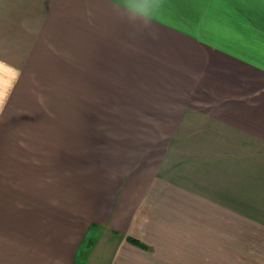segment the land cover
<instances>
[{
    "label": "crops",
    "instance_id": "obj_1",
    "mask_svg": "<svg viewBox=\"0 0 264 264\" xmlns=\"http://www.w3.org/2000/svg\"><path fill=\"white\" fill-rule=\"evenodd\" d=\"M147 4L0 0V264H264V0Z\"/></svg>",
    "mask_w": 264,
    "mask_h": 264
},
{
    "label": "clouds",
    "instance_id": "obj_2",
    "mask_svg": "<svg viewBox=\"0 0 264 264\" xmlns=\"http://www.w3.org/2000/svg\"><path fill=\"white\" fill-rule=\"evenodd\" d=\"M159 0H148L145 9L140 13L143 18L148 21L150 19V10L158 6Z\"/></svg>",
    "mask_w": 264,
    "mask_h": 264
},
{
    "label": "trees",
    "instance_id": "obj_3",
    "mask_svg": "<svg viewBox=\"0 0 264 264\" xmlns=\"http://www.w3.org/2000/svg\"><path fill=\"white\" fill-rule=\"evenodd\" d=\"M129 241H131L133 244H136L138 246H141V247H145L144 244H142L140 241H138L137 239H134V238H130Z\"/></svg>",
    "mask_w": 264,
    "mask_h": 264
},
{
    "label": "rangeland",
    "instance_id": "obj_4",
    "mask_svg": "<svg viewBox=\"0 0 264 264\" xmlns=\"http://www.w3.org/2000/svg\"><path fill=\"white\" fill-rule=\"evenodd\" d=\"M90 245L88 244H85V245H82V248H88ZM108 247V246H107ZM109 248V247H108Z\"/></svg>",
    "mask_w": 264,
    "mask_h": 264
}]
</instances>
